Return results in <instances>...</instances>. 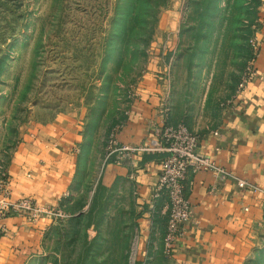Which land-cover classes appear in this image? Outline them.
I'll return each instance as SVG.
<instances>
[{
    "label": "rangeland",
    "instance_id": "374dc122",
    "mask_svg": "<svg viewBox=\"0 0 264 264\" xmlns=\"http://www.w3.org/2000/svg\"><path fill=\"white\" fill-rule=\"evenodd\" d=\"M263 48L264 0H0V182L30 135L79 140L61 213L21 264H180L163 202L141 225L148 205L110 181L108 141L142 110L212 130ZM252 242L241 264H264V231Z\"/></svg>",
    "mask_w": 264,
    "mask_h": 264
},
{
    "label": "crops",
    "instance_id": "0c3cea01",
    "mask_svg": "<svg viewBox=\"0 0 264 264\" xmlns=\"http://www.w3.org/2000/svg\"><path fill=\"white\" fill-rule=\"evenodd\" d=\"M256 66V75L250 76L246 89L224 108L215 128L197 134L198 154L226 175L212 171L188 175L185 187L194 220L174 247L180 264H241L250 257L255 246L252 240L264 231V48ZM148 115L142 110L128 122L118 136L120 145L153 146L165 126H177L164 116L149 121ZM42 135H30L10 162L11 198H29L38 206L57 210L73 184L79 140L56 125ZM164 156L146 153L110 159V181L120 179L132 186L139 212L142 204L148 205L150 212L139 220L141 225L147 222L154 203L161 202L154 195ZM239 181L247 186L241 188ZM52 221L48 216L34 221L29 213L0 220V227L6 228L0 236V254L4 250L8 256L15 253V264H21L40 249L41 235Z\"/></svg>",
    "mask_w": 264,
    "mask_h": 264
},
{
    "label": "built area",
    "instance_id": "2783aa9c",
    "mask_svg": "<svg viewBox=\"0 0 264 264\" xmlns=\"http://www.w3.org/2000/svg\"><path fill=\"white\" fill-rule=\"evenodd\" d=\"M249 72L245 74L239 84V92L246 89L249 81ZM199 138L182 125L165 126L161 132L160 140L153 146L120 145L116 138H110L107 145L108 157L116 155L119 161L128 154H164L161 160V173L155 189V199L163 202L162 213L167 219V232L164 239L165 254L174 251L176 241L185 235L190 223L194 220V207L188 199L185 182L189 174L200 171H212L226 175L225 170L217 168L206 157L198 154ZM11 181L7 179L0 182V220L12 214L29 213L34 221L48 216L56 217L61 212L38 206L29 198L12 200ZM239 186L244 188L247 184L239 181ZM60 212V213H59ZM6 233L5 226L0 227V236Z\"/></svg>",
    "mask_w": 264,
    "mask_h": 264
}]
</instances>
